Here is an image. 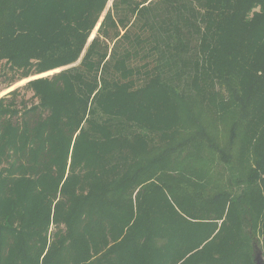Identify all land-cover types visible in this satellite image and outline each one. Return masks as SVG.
Returning a JSON list of instances; mask_svg holds the SVG:
<instances>
[{"label": "trees", "instance_id": "16d2710c", "mask_svg": "<svg viewBox=\"0 0 264 264\" xmlns=\"http://www.w3.org/2000/svg\"><path fill=\"white\" fill-rule=\"evenodd\" d=\"M107 3L0 0V90L81 57L0 97V264H255L264 0Z\"/></svg>", "mask_w": 264, "mask_h": 264}, {"label": "rangeland", "instance_id": "374dc122", "mask_svg": "<svg viewBox=\"0 0 264 264\" xmlns=\"http://www.w3.org/2000/svg\"><path fill=\"white\" fill-rule=\"evenodd\" d=\"M111 1L112 0H108V3L106 5L105 10L111 5ZM98 25H99V23H98ZM98 25H97V27H98ZM97 27H95V29L91 32V34H90V36H89V38L87 40L86 46L90 43L91 39L96 35V29H97ZM80 60H81V57L77 61H75L74 63H72L70 65L58 67L56 69H53V70H50V71H46V72L40 73L38 75H33V76H30V77L24 78L22 80H19V81L15 82L14 84H12L11 86H9L8 88H4V89L0 90V97L2 95H4L5 93H7L8 91L12 90L15 87L23 86L28 80H30L32 78H37V77H42V76H46V75L52 74L54 72L60 71L61 69L67 68V67H69L71 65H76V64H78L80 62ZM5 81L6 80H4V76H2V74L0 72V83H1L0 85L4 86ZM32 93H33V91H31L30 89L25 88V87H22V89L20 90V96L23 95L25 97V99H27L28 101L30 100V102L36 101V99H34ZM50 226L52 228H54V230H55V225L53 223H51ZM60 227L63 229V227H64L63 224H60ZM49 230H51V228ZM49 233H50V231H49ZM51 238H52L51 235L48 236V240H47L48 243H49V241H51ZM258 250L261 251L262 258L264 259V251L261 250L258 246H256V250L254 251V255H255V252H257Z\"/></svg>", "mask_w": 264, "mask_h": 264}, {"label": "water", "instance_id": "95a60500", "mask_svg": "<svg viewBox=\"0 0 264 264\" xmlns=\"http://www.w3.org/2000/svg\"><path fill=\"white\" fill-rule=\"evenodd\" d=\"M254 262H255V264H264V259L262 258V253L260 250L255 252Z\"/></svg>", "mask_w": 264, "mask_h": 264}]
</instances>
